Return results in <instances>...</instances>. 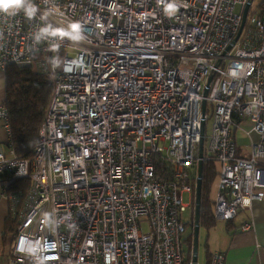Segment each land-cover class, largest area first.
Returning a JSON list of instances; mask_svg holds the SVG:
<instances>
[{
  "label": "built area",
  "instance_id": "2783aa9c",
  "mask_svg": "<svg viewBox=\"0 0 264 264\" xmlns=\"http://www.w3.org/2000/svg\"><path fill=\"white\" fill-rule=\"evenodd\" d=\"M254 1L35 0L32 20L0 14V71L30 67L52 83L30 161L17 157L0 106L10 136L0 179L29 182L6 183L17 226L8 264H186L184 196L192 203L200 162L219 167L215 221L264 199V0L252 11ZM45 22H78L85 39L36 44ZM245 121L258 141L241 157Z\"/></svg>",
  "mask_w": 264,
  "mask_h": 264
},
{
  "label": "trees",
  "instance_id": "16d2710c",
  "mask_svg": "<svg viewBox=\"0 0 264 264\" xmlns=\"http://www.w3.org/2000/svg\"><path fill=\"white\" fill-rule=\"evenodd\" d=\"M6 82V105L9 112V123L11 130V143L19 159L32 160L38 144L39 131L44 122L45 108L52 93L50 79L36 73L30 67L10 66L5 73ZM202 203L200 214V229L210 231L215 227L214 201L211 199L212 184L218 177L219 167L216 163L203 164ZM10 183L12 190L27 189L29 182L14 181L9 177L4 178ZM192 216L186 230H190L185 243L189 244L191 250L185 253L186 264L192 262V248L194 241L195 222V197L191 205ZM17 226L12 220L7 222L6 233L16 234ZM211 255L207 250V261L210 262Z\"/></svg>",
  "mask_w": 264,
  "mask_h": 264
},
{
  "label": "crops",
  "instance_id": "0c3cea01",
  "mask_svg": "<svg viewBox=\"0 0 264 264\" xmlns=\"http://www.w3.org/2000/svg\"><path fill=\"white\" fill-rule=\"evenodd\" d=\"M6 102L5 73L0 71V106ZM251 131L249 122H242L235 133L238 154L247 157L250 144L258 141ZM10 141L9 131L0 120V147L7 149ZM203 179V172H202ZM6 181L0 179V264H8L13 234L6 233L7 222L11 220L10 206L4 196ZM196 194V189H195ZM194 194L193 199L196 195ZM215 200V199H214ZM192 205V204H191ZM217 222V221H216ZM252 223V229L242 231L246 223ZM208 232L207 249L209 254L222 253L226 264H264V199L255 201L250 210L241 212L230 222H217ZM206 264H209L206 260Z\"/></svg>",
  "mask_w": 264,
  "mask_h": 264
},
{
  "label": "clouds",
  "instance_id": "9594fccd",
  "mask_svg": "<svg viewBox=\"0 0 264 264\" xmlns=\"http://www.w3.org/2000/svg\"><path fill=\"white\" fill-rule=\"evenodd\" d=\"M21 12L28 20H32L38 12L35 0H0V14L5 16H16ZM41 19L45 21V15L42 16ZM58 33H65V35H54ZM57 37L60 38L59 41H62L64 38L73 42H80L85 39L82 26L78 22L70 23L66 28H56L45 22L33 33V40L36 44L48 40H57ZM59 47V44H52L50 49L56 51ZM51 64L53 68L59 67V58H53ZM65 70L67 71V69Z\"/></svg>",
  "mask_w": 264,
  "mask_h": 264
},
{
  "label": "water",
  "instance_id": "95a60500",
  "mask_svg": "<svg viewBox=\"0 0 264 264\" xmlns=\"http://www.w3.org/2000/svg\"><path fill=\"white\" fill-rule=\"evenodd\" d=\"M250 4H248L246 6L244 15H243V20H242V24L241 27L239 29V32L233 42V44H235L237 42V40L239 39L244 25H245V21H246V16H247V12L249 10ZM231 50V47H228V49L226 50V52L224 53V56ZM212 81V78L210 77L206 88H205V96H207L208 94V90H209V86L210 83ZM205 107H206V103L203 102L202 105V122H201V131H200V137H199V156L202 157L203 156V148H204V132H205ZM199 179L197 181V185H196V207H195V222H194V241H193V250H192V262L191 264H197L198 263V249H199V233H200V214H201V203H202V184H203V179H202V171H203V163L200 162L199 163Z\"/></svg>",
  "mask_w": 264,
  "mask_h": 264
},
{
  "label": "rangeland",
  "instance_id": "374dc122",
  "mask_svg": "<svg viewBox=\"0 0 264 264\" xmlns=\"http://www.w3.org/2000/svg\"><path fill=\"white\" fill-rule=\"evenodd\" d=\"M262 2V0H255L253 2V7H252V11L255 10V8L260 5V3ZM238 11H241V8L238 9ZM211 119L207 120L206 123V134H208V132L210 131L211 128ZM217 188H218V177H216L215 181L212 184V191H211V199L214 201L216 194H217ZM184 203L187 205H191V198L188 195L184 196ZM192 206L188 207L187 211L182 215V220L185 224H189L190 220H191V216H192ZM217 223V222H216ZM190 230H187L184 235L183 238L184 240H186L187 235L189 234ZM207 240H208V232L205 228H201L200 229V233H199V249H198V263L197 264H206V260H207ZM191 250V247L189 244L184 243V251L185 253H188V251ZM193 250V248H192Z\"/></svg>",
  "mask_w": 264,
  "mask_h": 264
},
{
  "label": "bare ground",
  "instance_id": "6f19581e",
  "mask_svg": "<svg viewBox=\"0 0 264 264\" xmlns=\"http://www.w3.org/2000/svg\"><path fill=\"white\" fill-rule=\"evenodd\" d=\"M199 169V168H198ZM195 194V193H194Z\"/></svg>",
  "mask_w": 264,
  "mask_h": 264
},
{
  "label": "snow or ice",
  "instance_id": "6c2138e0",
  "mask_svg": "<svg viewBox=\"0 0 264 264\" xmlns=\"http://www.w3.org/2000/svg\"><path fill=\"white\" fill-rule=\"evenodd\" d=\"M75 27V26H74Z\"/></svg>",
  "mask_w": 264,
  "mask_h": 264
}]
</instances>
